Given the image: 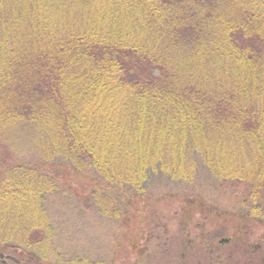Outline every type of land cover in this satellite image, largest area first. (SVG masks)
Returning a JSON list of instances; mask_svg holds the SVG:
<instances>
[{"label":"trees","instance_id":"trees-1","mask_svg":"<svg viewBox=\"0 0 264 264\" xmlns=\"http://www.w3.org/2000/svg\"><path fill=\"white\" fill-rule=\"evenodd\" d=\"M59 199L124 237L141 200L264 224V0H0V245L59 264ZM257 246L219 230L202 251L264 264Z\"/></svg>","mask_w":264,"mask_h":264},{"label":"rangeland","instance_id":"rangeland-1","mask_svg":"<svg viewBox=\"0 0 264 264\" xmlns=\"http://www.w3.org/2000/svg\"><path fill=\"white\" fill-rule=\"evenodd\" d=\"M63 175L59 173L56 176L62 182L77 187V190L81 192L84 187L78 183L79 178L71 173H63ZM208 185L207 190H214L211 184ZM238 190L241 189L225 190V193H231V195H226L224 198L219 193H214L212 197L215 199L218 197V203L225 206L226 202L232 200L233 195L236 196ZM210 200L215 201L212 198ZM66 205L62 199H59L48 206L49 213L57 227L54 249L61 254L59 264L82 257H87L91 261H101L104 264H175L174 262L177 261L179 264H213L202 250L208 242V237L219 230H223L224 237L228 238L241 234L247 236L251 243L258 244L257 247L261 250L264 249V224L249 221L243 225L240 219L234 218L235 216L207 217V213L202 214L197 209H193V214H191V208L180 199L162 200L161 202L141 200L139 203L141 210L134 215L137 228L130 229L127 237L123 236L126 229L114 228L104 221L98 222L100 223L99 229L94 225L86 229L84 223L86 217L79 210L80 207ZM229 205L230 203L227 206ZM83 208L86 209L84 205ZM182 234L188 238L190 236L195 244L192 249L191 244H188L191 250L185 255L183 248L174 243L178 241L176 237ZM221 237L217 236L219 239ZM132 238L138 242L137 247L133 245ZM178 250L179 253H177ZM0 252L11 253L17 258L21 253L17 245H0ZM49 258L51 259L40 264H58L54 256H49Z\"/></svg>","mask_w":264,"mask_h":264},{"label":"flooded vegetation","instance_id":"flooded-vegetation-1","mask_svg":"<svg viewBox=\"0 0 264 264\" xmlns=\"http://www.w3.org/2000/svg\"><path fill=\"white\" fill-rule=\"evenodd\" d=\"M0 264H27L20 261L17 256H13L11 253L0 252Z\"/></svg>","mask_w":264,"mask_h":264}]
</instances>
